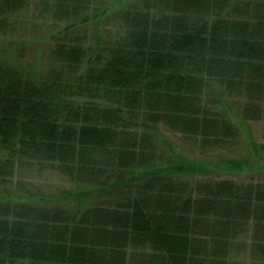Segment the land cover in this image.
I'll return each instance as SVG.
<instances>
[{"label":"trees","instance_id":"1","mask_svg":"<svg viewBox=\"0 0 264 264\" xmlns=\"http://www.w3.org/2000/svg\"><path fill=\"white\" fill-rule=\"evenodd\" d=\"M21 27L46 63L0 59V182L26 159L75 188L0 191V264H238L247 231L264 264V0H0Z\"/></svg>","mask_w":264,"mask_h":264},{"label":"rangeland","instance_id":"2","mask_svg":"<svg viewBox=\"0 0 264 264\" xmlns=\"http://www.w3.org/2000/svg\"><path fill=\"white\" fill-rule=\"evenodd\" d=\"M26 28L21 27L18 32L9 33V36L0 37V59H7L16 67H22L28 69L33 73H38L43 70V64L46 63V52L41 46L36 44L31 45L26 51L18 48L23 39V32ZM25 38V37H24ZM10 44L12 47L6 50ZM44 53V54H43ZM254 140L258 143L264 144V120L263 121H250L246 124ZM160 133L167 139L174 141L182 150H186L191 155L199 156L202 151L197 147L190 146L189 143L183 141L178 134L170 131L164 126L158 127ZM245 132V130H243ZM244 138V136H243ZM246 140V138L244 139ZM161 145L160 147H162ZM264 170V169H263ZM264 172V171H263ZM260 175L256 174L253 170L244 172L241 174H221L216 175L217 179H234L237 181H250L260 179ZM203 176H196L194 180L202 179ZM264 180V173H263ZM75 188L74 183L69 181L63 174L53 169H42L41 166L29 163L25 160L17 161L14 174L7 178L4 185L0 182V191L2 190H22L27 189L30 191H40L47 195H54L61 191H72ZM250 231L245 232L240 237V244L249 242ZM240 246L236 248L231 255V260L238 264H247L251 262V254L247 249H243ZM14 264H28L26 262H15Z\"/></svg>","mask_w":264,"mask_h":264}]
</instances>
